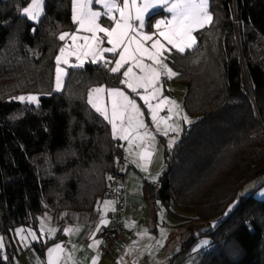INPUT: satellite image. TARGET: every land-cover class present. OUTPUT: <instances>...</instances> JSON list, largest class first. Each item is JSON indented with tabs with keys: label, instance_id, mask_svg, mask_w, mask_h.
I'll return each instance as SVG.
<instances>
[{
	"label": "trees",
	"instance_id": "16d2710c",
	"mask_svg": "<svg viewBox=\"0 0 264 264\" xmlns=\"http://www.w3.org/2000/svg\"><path fill=\"white\" fill-rule=\"evenodd\" d=\"M30 2L0 0V264H16L13 230L37 226L48 212L59 229L32 245L45 256L64 237L63 213L95 210L126 162L121 140L88 104L92 87H124L122 77L88 61L68 67L55 91L56 56L68 40L59 36L77 28L72 0H44L38 22L22 14ZM209 11L197 44L167 60L178 73L171 81L186 87L193 123L171 149L161 136L164 168L147 181L149 195L175 205L178 217L219 221L203 232L211 244L194 264H264V198L256 196L264 181L228 211L264 176V0H210ZM22 92L43 94L39 106L13 99Z\"/></svg>",
	"mask_w": 264,
	"mask_h": 264
},
{
	"label": "snow or ice",
	"instance_id": "6c2138e0",
	"mask_svg": "<svg viewBox=\"0 0 264 264\" xmlns=\"http://www.w3.org/2000/svg\"><path fill=\"white\" fill-rule=\"evenodd\" d=\"M157 7L170 14V18L156 20L154 24L150 20L146 21L149 10ZM43 10L44 0H31L22 9V14L27 19L38 22ZM72 13V21L77 28L72 33L64 32L59 36L61 41L70 39L71 44L66 43L56 56L55 91L62 90L63 77L67 75L61 63L69 67H83L86 60L93 64L102 63L110 73L122 77L119 83L124 87L92 88L88 94V104L111 125L113 139L127 141L126 151L134 143L137 147L140 143L154 147L156 143L155 135L148 131L144 122L140 105L130 95L135 93L147 107L156 132L163 136H168L170 132L176 134L168 143L171 149L182 131L180 121L189 125L193 121L186 114L181 115L182 108L177 101L167 96L160 99L162 77L172 79L178 75L166 61L173 52L183 54L197 44L194 32L210 24L213 19L209 12V0H72ZM153 28L155 31H152ZM106 44L110 46H105ZM105 54H111L112 58H107ZM73 56L78 63H69V57ZM125 89L130 90V93ZM140 90H143V94ZM105 93L110 106L104 103ZM13 99L39 106V97L36 95H22ZM151 100L158 102L154 105L150 103ZM165 107L168 115L160 116V111ZM173 116L178 119L170 123ZM137 155L145 162L137 166L147 171L154 153L144 150ZM104 203L107 206L114 202ZM107 223L102 217L101 224L106 226ZM43 228L42 224L41 229ZM48 231L55 233L56 230ZM97 231H100L99 226ZM23 232V229H17L21 240L26 239ZM64 232L67 234L69 229H64ZM28 234L32 240L37 239L31 230H28ZM95 243L99 244L100 241L96 240ZM202 243L207 244L208 241ZM3 248V237H0V249ZM63 251V246L59 243L49 248L47 264H61ZM93 264H96L95 260Z\"/></svg>",
	"mask_w": 264,
	"mask_h": 264
},
{
	"label": "rangeland",
	"instance_id": "374dc122",
	"mask_svg": "<svg viewBox=\"0 0 264 264\" xmlns=\"http://www.w3.org/2000/svg\"><path fill=\"white\" fill-rule=\"evenodd\" d=\"M160 10L162 11V9L159 7L150 9L149 13L146 14V21L150 14ZM164 18H170V14L164 11V13L160 14L158 17H155L151 23L154 24L156 20ZM152 31H155V29L153 28ZM194 35L196 36L195 32ZM161 41L164 42L162 38ZM105 46L110 45L106 44ZM105 55L107 56V54ZM107 58L109 57L107 56ZM71 61H76L74 56L72 57V59H70L69 57V63ZM166 63H168L169 67L172 68L168 61H166ZM85 64L86 61L84 65ZM67 66L68 65L61 63V67L64 68L66 72L68 70ZM172 70L175 71L173 68ZM65 78L66 75L63 77L62 88L64 86ZM181 85L182 83H173L171 79L162 77V96L160 98L166 95L170 99L177 101L182 108L181 115L186 114L189 119L192 120L193 117L188 113L184 105V95L182 88L183 86ZM125 90L129 91L130 93V90ZM140 91L141 94H143V90ZM22 95H36L40 99L43 94L38 92H22L15 94L13 98ZM130 95L132 98L136 99L137 104L140 105L141 111L144 113V122L145 124H147L148 130L151 131V128L149 126L152 125V121L143 100H141L135 93H130ZM104 100L106 105L110 106V101L108 100L106 95L104 96ZM156 102L157 100L150 101V103L152 104ZM166 115H168V113ZM180 122L182 123V120ZM164 137L167 144L170 140L173 139L170 135ZM160 141L162 142L163 140L160 138ZM161 144L163 148V143ZM154 166H156V162ZM152 178H155V176L151 177L150 179ZM263 181L264 176L250 181L244 187V189L239 192L236 199L230 204L228 211L232 210L241 198L251 194L253 190ZM133 187L135 191L128 189V187L127 189L125 188V210L122 217V222L126 234L129 235V231L126 229L128 226L134 228L136 232L137 238L130 242L131 244L136 245V247L132 246L133 248H135V250H133V253L135 254V259L137 260L136 264H194L196 258L201 254V252L208 249L211 244V236L203 232H205L208 228H213L214 226H216L219 221L212 220L210 223L203 222L197 218H194L196 216L195 214H186L185 217H178L176 214L172 213V210L180 213L175 205H170L168 207L160 200L146 197L141 185L138 187V189L136 185H133ZM129 192L132 194V197H130ZM256 196L261 199L264 198V186L259 192H257ZM45 221L46 218H44V222ZM41 225L42 224L39 218L37 226L21 225L13 230V236L15 238L18 250H20L19 248L21 247V245L23 243H26L28 239L32 240L31 236L28 234V230L34 232L38 239V230L41 228ZM17 229L24 230L22 235L26 237L25 240L20 239V235L17 234ZM0 237H2V235H0ZM195 237H197L196 241H192L193 243L190 247H188L186 251L182 250L183 246L188 242H191V240H194ZM205 240L208 241L207 244L202 243ZM122 242L128 243V241L125 240H122ZM111 253L109 255H111Z\"/></svg>",
	"mask_w": 264,
	"mask_h": 264
},
{
	"label": "crops",
	"instance_id": "0c3cea01",
	"mask_svg": "<svg viewBox=\"0 0 264 264\" xmlns=\"http://www.w3.org/2000/svg\"><path fill=\"white\" fill-rule=\"evenodd\" d=\"M70 41L71 40L68 39L65 44H71ZM70 59H72V57H70ZM88 61L89 60H86V63ZM76 63L77 61L70 62V64ZM101 86L109 88L105 85H97L92 88ZM181 86H183V95H185L186 87L183 84ZM105 95L106 93L103 95V100ZM156 103L153 104L155 105ZM167 113V107H165L162 111H160L159 115L167 116ZM176 120L177 117L173 116V120L169 122L172 123ZM185 124L186 123L182 121V131ZM149 127L151 128L150 132H152L156 137V143L154 147H150L147 143H140V146L137 147V144L134 143L132 148L126 151V149H128V142L121 140L124 146L126 162L121 165L120 172L113 177V184L122 185L124 189H127L128 187V189L134 190L133 185H136L137 189L141 185L146 197L148 198L150 195L147 181L158 180L164 168V146L162 148V142L160 141L162 135L156 132L153 123ZM182 131L180 132L179 137ZM169 135L173 139L176 137L175 133L170 132ZM162 137L165 139L164 136ZM144 150H150L154 153L151 158V163L147 166V171H144L142 170V167L137 166V164L143 165L145 163L137 155V153H142ZM133 161H136V163H133ZM155 162L156 166H154ZM128 164H130V166H128ZM153 176H155V178L150 179ZM129 195L132 197L130 192ZM105 201H112L114 203L106 206L104 203ZM115 206L116 203L114 199L104 197L99 201L98 205L93 211H65L63 213L64 229H69V232L67 234L64 232V237L48 246L45 256H41L40 253L32 246L33 243L45 241L48 238L54 237L59 229L58 224L53 221L51 214L47 212L44 213L40 217L41 224H43L44 218H46V221L43 224V230L41 228L38 230V239L33 241L28 239L26 243L21 245L19 248V255L16 258V264H47L48 249L54 247V245L57 243L62 244L64 249V251L61 253V264H93V260L96 261V264H136L137 260L135 259V254L133 253V250H135L133 247H136V245L131 244L130 242L132 241H129L128 243H123L120 241V243L114 248L113 252L108 257H103L101 252V248L105 240L99 239L100 243H95V241L98 240L94 236L95 232L97 231V227L105 226L101 224V218L103 217L108 221L106 226H111V215L114 211L113 209H115ZM49 229H55L56 231L55 233H49ZM126 229L128 231L134 230V228L131 226H128ZM69 255L71 256V259H69Z\"/></svg>",
	"mask_w": 264,
	"mask_h": 264
},
{
	"label": "built area",
	"instance_id": "2783aa9c",
	"mask_svg": "<svg viewBox=\"0 0 264 264\" xmlns=\"http://www.w3.org/2000/svg\"><path fill=\"white\" fill-rule=\"evenodd\" d=\"M107 198L115 200L116 206L111 215V226H101L100 231L95 232V238L105 240L102 245V256L107 257L120 241H133L136 237L135 230L129 231V235L123 226L122 217L125 210V189L122 185L112 184L104 194Z\"/></svg>",
	"mask_w": 264,
	"mask_h": 264
}]
</instances>
